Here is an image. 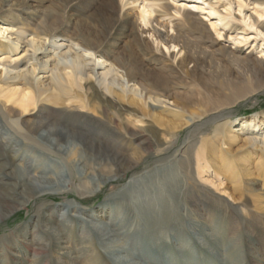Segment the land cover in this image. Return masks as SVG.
Instances as JSON below:
<instances>
[{
  "label": "rangeland",
  "instance_id": "374dc122",
  "mask_svg": "<svg viewBox=\"0 0 264 264\" xmlns=\"http://www.w3.org/2000/svg\"><path fill=\"white\" fill-rule=\"evenodd\" d=\"M143 9L149 12L147 25L140 22ZM186 12L193 18L189 24L181 21V14ZM6 18L9 25L22 31V41L43 30L51 32L58 44L72 49L74 44L85 47V38L100 40L102 57L114 65L118 75L126 76L131 86L142 93L151 92L163 98L166 106L152 107L144 105L134 94L123 95L112 89L108 106L121 130V153L134 159L146 156L152 148L144 146L142 140L151 135L170 146L169 155L181 150L185 141L194 140V151L203 149L198 163L192 154L188 176L193 185H186V189L199 188L203 202L212 211L207 214L198 205L192 212L181 205L183 211L176 213L172 221L180 228L179 246L164 245L165 249L155 251L154 247H147L144 238L146 244H134L151 256L148 264H264V153L260 146L248 141L239 130L241 127H233L254 119V124L264 131V0H0V25ZM24 50L21 45L10 56L20 57ZM49 53L51 49L47 47ZM182 59L186 62L180 65ZM40 76L43 80L48 78L44 72ZM89 86L88 98L100 104L101 93L92 84ZM67 94L62 98L50 90L26 118L33 117L38 110L47 116L71 111L76 105L74 89ZM172 102L184 106L186 112L176 109ZM227 102L234 104L201 119L203 122L222 115L215 122L197 130L188 123L189 112ZM92 105L83 113L102 120L100 111ZM216 127H221V131L214 132ZM31 145L26 144L23 153L36 156L39 148ZM68 151L66 162H73L75 157L88 158L77 142ZM43 157L52 160V164H65L55 156ZM154 162L151 158L144 160L137 169L122 174L118 182L101 188L91 181L97 192L80 205V199L71 194L46 196L41 212L46 213L53 229L58 228L60 221L57 209L70 202L87 213L100 215L101 207L108 203L115 207L122 204L116 194L130 182L133 172L155 169L160 164ZM15 167L17 171L22 165L17 162ZM60 170L57 165L56 172ZM178 173L177 169L168 172L170 177ZM76 181L67 182L69 190L74 192L78 188ZM171 186L178 184L173 182ZM138 197L141 201L142 196ZM17 208L0 222V264H30L34 250L28 244L32 237L34 242L41 238L35 228L36 205ZM52 210L53 218L47 216ZM165 233L171 237L170 232H163L162 238ZM23 236L25 240L20 239ZM75 237L70 241L72 250L80 245V239ZM95 242L99 245L97 239ZM5 251L9 255L7 261Z\"/></svg>",
  "mask_w": 264,
  "mask_h": 264
},
{
  "label": "bare ground",
  "instance_id": "6f19581e",
  "mask_svg": "<svg viewBox=\"0 0 264 264\" xmlns=\"http://www.w3.org/2000/svg\"><path fill=\"white\" fill-rule=\"evenodd\" d=\"M64 7H68V4ZM147 15L149 12L144 9L140 12V22L144 25L149 23ZM192 19L190 12L181 14L183 23L189 24ZM9 24V18H6L0 25V222L13 214L17 207L36 205L35 228L39 235L41 233V238L34 242L35 238L32 237L28 244L34 250L30 264H148L152 258L142 251L144 248L140 247L141 251L137 249L141 243L147 242V247L152 246L155 251L161 250L164 245L165 248L178 245L180 239L177 233L180 228L172 221L176 213L183 211L184 206L181 205H186L192 212L196 211L198 205L203 206L207 214L212 211L203 202L199 188L186 189V185H193L192 178L188 176L192 154H195L198 163L203 149L194 151V140L185 141L181 150L169 155L170 146L166 142L156 141L151 135L142 140L144 146L152 148L146 156L134 159V156L121 153L124 145L121 130L116 125V115L108 106L112 89L123 95L134 94L144 105L152 107L166 106L163 98L151 92L142 93L131 86L126 76L118 75L114 65L102 57L104 53L99 51L101 42L98 39L85 38V47L74 44L75 49H72L63 43L58 44L51 32L43 30L22 41V31L16 25ZM10 33L15 36L11 38L8 36ZM21 45L25 47L24 54L12 58L10 53L16 52ZM47 47L51 49L49 54ZM96 58L97 62L94 63ZM185 62L182 59L179 64ZM43 72L48 75L45 80L40 76ZM83 83L87 86L84 87ZM90 84L101 93L100 104L96 105L88 98ZM72 89L75 91L76 105L71 111L47 116L38 110L33 117L26 118L37 109L38 102L50 90L65 98L68 97L67 91ZM91 103L100 111L102 120H94L83 113L89 111ZM232 103L213 105L199 109L197 113L189 112L188 123L193 124V130L204 127L222 115L203 122L202 118ZM172 104L186 112L179 103ZM244 124L233 127H241L239 130L247 136L248 141L260 146L264 153V131L261 132L260 127L254 124V119ZM216 131H221V127H216ZM123 133L126 134L125 131ZM74 142L81 146L88 158L75 157L73 162H66L65 157ZM26 144L38 147L39 153L36 156L27 152L24 154ZM211 147L209 154L213 153ZM46 154L55 156L65 164L54 161L52 164V160L43 157ZM142 157H145L144 160L151 158L160 165L155 169L148 168L144 173L131 174L130 182L116 194L123 200L121 205L115 207L108 203L106 207H101L100 215H92L80 208L82 202L88 201L97 192L91 181H95L93 183H97L98 187L118 182L122 174L137 169L143 163ZM169 158L172 159L168 161ZM17 162L22 167H17L15 171ZM26 164L29 165L24 166ZM57 165L61 169L59 173L56 172ZM166 169L168 172L177 169L179 173L170 177ZM73 179H77L78 187L74 192L67 186V182L71 184ZM173 182L178 186H171ZM181 182L184 183L179 184ZM2 189L6 192L3 193ZM68 194L79 198V205L70 202L57 209L60 218L58 228H50L46 213L41 212L42 200L49 195ZM139 195L142 196L141 201L138 200ZM54 212H48L47 216L53 218ZM163 232H170L171 237L165 233L166 237L162 238L160 233ZM74 236L80 239V245L72 250L70 241ZM20 239L25 240V236ZM8 256L5 251L6 261Z\"/></svg>",
  "mask_w": 264,
  "mask_h": 264
}]
</instances>
